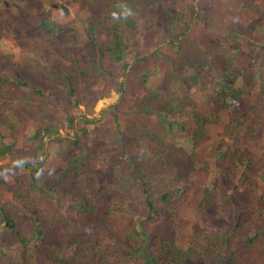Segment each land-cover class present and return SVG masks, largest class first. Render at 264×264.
I'll return each mask as SVG.
<instances>
[{
  "label": "rangeland",
  "instance_id": "obj_1",
  "mask_svg": "<svg viewBox=\"0 0 264 264\" xmlns=\"http://www.w3.org/2000/svg\"><path fill=\"white\" fill-rule=\"evenodd\" d=\"M112 1L0 0V130L11 146L0 157V264L20 262L18 237L34 230L30 214L45 231L35 250L41 264H143L124 249L114 252L113 231L98 211L126 187L132 192L134 214L148 216V208L139 202L140 182L126 180L131 162L154 186L156 204L169 186L156 181L159 175L175 173L178 166L195 173L191 189L173 197L166 212L154 210L153 218L145 219L152 256L163 254L162 238L168 236L176 245L178 264L203 263L205 223L199 206L205 189L222 179L233 190L235 203L245 209L244 223L232 238L235 261L264 264V236L253 237L263 220L255 199L264 175V77L252 86L240 81L246 109L217 104L216 118L206 125L204 118L182 113L187 128L179 134L193 138L194 149L175 134L165 135L143 111L148 99L160 103L146 87L167 80L173 67L177 75L198 76L206 84L200 91L209 96L205 111L216 109L211 104L219 85L214 74L224 66L213 48L229 49L224 37L235 34L238 20L249 19V0H209L210 23L200 19L181 37L166 20L181 17L188 6L196 14L204 0H140L136 6L120 0L118 12L132 9L137 23L134 43L123 64L108 62L107 55L105 72L84 60V76L77 63L94 44L92 37L98 34L105 46L114 39L112 31L99 26V21L114 24ZM72 36L82 39L65 47ZM55 65L73 73V88ZM156 66L158 73L153 72ZM193 109L197 112L196 105ZM244 118L247 123L241 125ZM217 150L229 152L228 157L221 162ZM247 159L251 162L245 167ZM51 196H58L56 204ZM75 200L80 204L72 205ZM7 214L14 226L4 221ZM102 236L110 247L95 251Z\"/></svg>",
  "mask_w": 264,
  "mask_h": 264
},
{
  "label": "trees",
  "instance_id": "obj_2",
  "mask_svg": "<svg viewBox=\"0 0 264 264\" xmlns=\"http://www.w3.org/2000/svg\"><path fill=\"white\" fill-rule=\"evenodd\" d=\"M120 0L112 1V10L115 15L114 24L107 25V21H99L101 31H112L114 36L113 41L110 45L105 46L101 43L100 36L96 34L93 39L92 47L82 56V60L77 63V68L83 75H86V68L82 66L83 61H89L92 64V68L96 69L97 72L106 71L104 62L107 55H110L108 62H117L123 64L125 61V52L127 48L134 43V36L132 34L137 30V23L134 17L130 14L132 9H122L120 12L116 9ZM140 0H131L127 3L139 4ZM213 2L204 0L201 5V10H195L196 14H192L191 10L194 7L188 6L185 9L184 14L175 20H166V25L170 28H175L177 36L181 37L188 34L190 28L196 25L197 21L202 19L204 23H210L211 10ZM146 5L144 2L142 3ZM249 11V19L238 20L237 30L233 35H227L224 37V41L228 43L229 49H225V46H219L213 48V56L220 58L222 66L216 74L218 77V87L213 92L215 101H211V104L216 105V109L213 111H205V103L208 104L209 96L202 93L199 89L203 82L196 75H177L176 67H173L169 74V77L164 82H159L154 85L146 87L147 92H153L156 95L157 100L160 101L159 105L150 104L151 100H147V108H143V111L151 115L157 122V124L163 128L164 134H175V138L181 140L187 144H191V148H195L196 143L193 138L184 137L179 133L186 130L187 122L184 120L182 113L190 117H202L206 125L208 122L216 118L218 111V105L226 106L227 108L235 107L239 110L246 109V102L243 96V90L241 82L246 81L249 86L254 85L258 79L264 77V6H262L261 0H249L246 4ZM162 24V23H160ZM98 26V25H97ZM61 36L60 33H58ZM73 39L64 44L65 47L73 44V41H81L78 36H72ZM64 38V36H63ZM100 44V45H99ZM183 45V43H181ZM250 45V46H249ZM224 48V50H223ZM82 56H79L81 58ZM244 62L245 66L239 67L240 63ZM126 66V65H125ZM123 67V69L125 68ZM159 66L153 70V72H159ZM56 71L61 76L70 81V87L73 88L74 75L73 73H67L63 71L60 66L55 65ZM84 71V72H83ZM175 72V76L173 73ZM245 79V80H244ZM4 82H8L7 78L1 79ZM241 81V82H240ZM175 82V85L173 83ZM27 83V82H25ZM203 86H206L204 84ZM196 88L199 92H196ZM40 92V91H38ZM219 101V103L216 102ZM166 104V105H165ZM197 106V112L193 109ZM215 107V106H214ZM213 107V108H214ZM205 111V114L201 115ZM201 114H199V113ZM216 112V113H213ZM256 119H260L257 115ZM264 119V118H263ZM207 121V122H206ZM246 118L241 119L240 124L244 125ZM4 136L0 130V157H3L11 152V146L4 141ZM218 159L222 162L228 157L229 152H223L221 150L216 151ZM188 155V154H187ZM190 161L194 158L189 156ZM187 161V158H186ZM189 161V160H188ZM250 160L245 161V167L249 164ZM28 167L33 168L27 162ZM135 165V164H134ZM132 162L127 171L128 177L126 180L133 179L140 182L142 189L143 198H140L139 202L147 207L148 216L139 217L138 214H134L133 208L130 207V201L132 200L131 190L123 187L121 193L116 194L107 204L98 207L100 216L104 218L106 228L113 231L114 236L113 246L114 252L117 249H124L126 252L133 256L134 259L140 260L143 264H178V257L175 254L176 248L173 244L172 239L168 236L162 238L165 245L164 252L158 258L152 256V252L148 249V241L150 233L145 224V219L150 220L154 216V212H166L169 209V201L173 197L185 193L187 189L192 188L191 181L194 178L195 173L193 169L185 168L184 166H178L177 172L171 173L168 176L164 174L159 175L156 181L162 184H169L168 189L164 191L159 197L161 203H155L154 197V186L148 185L149 179L146 175L139 174L134 169ZM193 171V172H192ZM263 180V186L260 193L256 196L255 204L259 207V217L262 220L260 222L259 230L254 234L253 237L260 235L264 236V175H261ZM125 180V184L126 183ZM193 180V179H192ZM4 181L0 179V186L3 185ZM259 182H256L257 187ZM137 188L138 185L131 186ZM136 191L133 192V194ZM154 195V196H153ZM234 192L226 185L222 179L214 180V183L205 189L204 198L201 201L200 213L201 218L205 223V233L201 240V247L204 249L202 252L203 263L202 264H237L235 257L233 256L234 250H232V238L240 230V227L244 223V214L242 213L245 209L240 208L239 204L235 203ZM51 196V199L55 204L58 200V196ZM167 203V204H166ZM80 204L78 200H75L72 205ZM170 204V203H169ZM42 206L45 203L41 204ZM59 205V203H58ZM53 205H46L45 207H51ZM171 206V205H170ZM155 210V211H154ZM34 222V230L29 232L27 236L24 232L19 235L17 246L20 251V262L15 264H41V261L36 256V247L40 239L45 234L44 229L37 223V218L30 214ZM257 221H260L256 219ZM4 221L9 225H15L14 218L12 215L4 216ZM85 225V223L83 224ZM104 225V222H103ZM199 235L196 236V238ZM252 240L253 238H249ZM94 245L95 251L103 247H110V240L107 237H101ZM0 247L2 245L0 244ZM117 248V249H116ZM85 252V249L81 250ZM176 258H175V257ZM178 260V261H177ZM70 264H77L72 261Z\"/></svg>",
  "mask_w": 264,
  "mask_h": 264
}]
</instances>
